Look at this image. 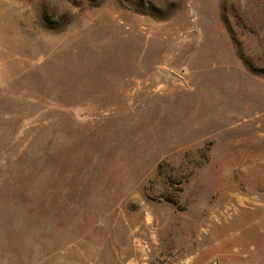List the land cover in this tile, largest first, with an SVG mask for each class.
<instances>
[{
	"label": "rangeland",
	"instance_id": "374dc122",
	"mask_svg": "<svg viewBox=\"0 0 264 264\" xmlns=\"http://www.w3.org/2000/svg\"><path fill=\"white\" fill-rule=\"evenodd\" d=\"M0 264H264V0H0Z\"/></svg>",
	"mask_w": 264,
	"mask_h": 264
}]
</instances>
